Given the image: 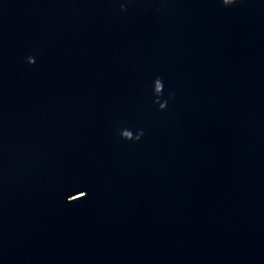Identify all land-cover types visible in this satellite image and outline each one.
Listing matches in <instances>:
<instances>
[{"label": "water", "instance_id": "1", "mask_svg": "<svg viewBox=\"0 0 264 264\" xmlns=\"http://www.w3.org/2000/svg\"><path fill=\"white\" fill-rule=\"evenodd\" d=\"M0 264H264V0H0Z\"/></svg>", "mask_w": 264, "mask_h": 264}, {"label": "clouds", "instance_id": "2", "mask_svg": "<svg viewBox=\"0 0 264 264\" xmlns=\"http://www.w3.org/2000/svg\"><path fill=\"white\" fill-rule=\"evenodd\" d=\"M235 2H236V0H223L224 5H231Z\"/></svg>", "mask_w": 264, "mask_h": 264}]
</instances>
